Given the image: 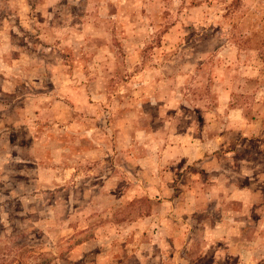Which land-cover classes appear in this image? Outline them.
I'll use <instances>...</instances> for the list:
<instances>
[{
    "label": "rangeland",
    "instance_id": "rangeland-1",
    "mask_svg": "<svg viewBox=\"0 0 264 264\" xmlns=\"http://www.w3.org/2000/svg\"><path fill=\"white\" fill-rule=\"evenodd\" d=\"M236 2L0 0V264H264V0Z\"/></svg>",
    "mask_w": 264,
    "mask_h": 264
},
{
    "label": "trees",
    "instance_id": "trees-1",
    "mask_svg": "<svg viewBox=\"0 0 264 264\" xmlns=\"http://www.w3.org/2000/svg\"><path fill=\"white\" fill-rule=\"evenodd\" d=\"M237 2H239V0H237ZM258 18L261 19L257 21V25L254 24V30L249 35H244L243 41L245 43L251 42L253 47L258 51L259 56L264 61V13H262L261 16H258Z\"/></svg>",
    "mask_w": 264,
    "mask_h": 264
},
{
    "label": "crops",
    "instance_id": "crops-1",
    "mask_svg": "<svg viewBox=\"0 0 264 264\" xmlns=\"http://www.w3.org/2000/svg\"><path fill=\"white\" fill-rule=\"evenodd\" d=\"M240 224H241V221L234 220L232 224V226L234 227H232L231 225L227 224L225 221L219 220L213 226L210 227V230L214 236H220L221 233L226 234L227 228L230 229V231H232L231 227L235 230L240 229Z\"/></svg>",
    "mask_w": 264,
    "mask_h": 264
}]
</instances>
